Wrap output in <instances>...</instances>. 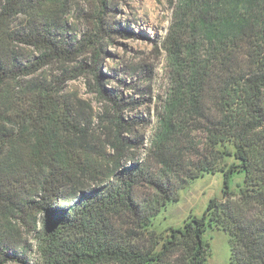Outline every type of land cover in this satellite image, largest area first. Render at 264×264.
Here are the masks:
<instances>
[{
	"label": "trees",
	"instance_id": "16d2710c",
	"mask_svg": "<svg viewBox=\"0 0 264 264\" xmlns=\"http://www.w3.org/2000/svg\"><path fill=\"white\" fill-rule=\"evenodd\" d=\"M25 3L0 4V84L18 77L15 71L29 76L94 49L92 69L109 105L114 151L104 168L74 156L68 147L80 130L72 110L43 84L26 81L16 95L19 103L11 90H0V217L23 207L41 216L35 230L41 264H208L206 224L228 234L230 264H264V0L203 1L199 25H171L169 86L140 160L127 158L130 140L124 138L139 123L125 120L122 98L101 87L97 35L62 42L55 23L33 9L21 41L40 56L30 67H19L4 27ZM97 28L107 35L108 28ZM21 151L28 167L20 175L41 182L36 198L25 202L14 200L13 184L4 182ZM217 171L223 175L222 200H210L201 218L181 228H153L189 181ZM234 174H243L236 193L229 187Z\"/></svg>",
	"mask_w": 264,
	"mask_h": 264
},
{
	"label": "rangeland",
	"instance_id": "374dc122",
	"mask_svg": "<svg viewBox=\"0 0 264 264\" xmlns=\"http://www.w3.org/2000/svg\"><path fill=\"white\" fill-rule=\"evenodd\" d=\"M25 1V7L16 8L14 12L18 14L9 18L4 27L6 36H9L6 41L15 53L19 67H30L40 56L36 47L21 41L27 32V14L33 9H38L40 19L47 17L55 23L62 42L74 43L86 33L97 35L98 42L94 48L101 47L100 61L96 65L102 76L101 87L107 93L122 98L125 120L139 123L124 138L130 140L127 158L140 160L143 156L141 144L146 145L145 142L151 138L169 86L166 35L174 24L187 28L195 21L199 25L196 22L199 9L207 0H194V4L189 6L182 5L181 0ZM4 3L2 0L0 4ZM100 26L108 28V36L100 30L98 32L97 27ZM111 29L124 31V34L110 32ZM182 38L188 42L189 35L183 34ZM93 52L91 49L90 53L72 61H53L29 76H20L15 71L18 77L1 83L0 90H11L17 101L16 95L21 93L20 87L26 81L43 84L53 97L69 105L74 125L80 130L73 138L75 145L68 147L69 150L74 156L85 155L94 160L95 166L104 168L108 167L114 151L108 134L106 112H109V105L98 93L99 86L92 69ZM84 63V68H81ZM194 135L199 137L197 132ZM19 160L13 175H6L4 182L6 186L13 184L10 194L14 200L25 202L36 198L41 182L30 175L26 178L20 175V171L28 167L23 151ZM15 178H18L17 183ZM242 180L243 174H234L230 190L236 193ZM222 188L223 175L219 171L205 173L189 181L179 191L178 199L168 203L154 219L153 228L162 232L168 228H181L190 218H201L210 200H222ZM67 204L63 203V206ZM40 219V215L27 207L0 217V264H41L35 238ZM203 240L209 245L208 264H230L229 236L225 231L206 224Z\"/></svg>",
	"mask_w": 264,
	"mask_h": 264
}]
</instances>
